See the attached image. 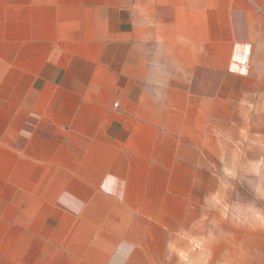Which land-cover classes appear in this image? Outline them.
Listing matches in <instances>:
<instances>
[{
    "label": "crops",
    "instance_id": "0c3cea01",
    "mask_svg": "<svg viewBox=\"0 0 264 264\" xmlns=\"http://www.w3.org/2000/svg\"><path fill=\"white\" fill-rule=\"evenodd\" d=\"M246 91L264 0H0V264H164Z\"/></svg>",
    "mask_w": 264,
    "mask_h": 264
},
{
    "label": "clouds",
    "instance_id": "9594fccd",
    "mask_svg": "<svg viewBox=\"0 0 264 264\" xmlns=\"http://www.w3.org/2000/svg\"><path fill=\"white\" fill-rule=\"evenodd\" d=\"M233 113L237 119H219L204 133L215 156L214 187L190 201L189 219L169 232L164 264H210L213 248L230 235L226 225L264 227V133L252 131L264 127V91L243 92Z\"/></svg>",
    "mask_w": 264,
    "mask_h": 264
},
{
    "label": "rangeland",
    "instance_id": "374dc122",
    "mask_svg": "<svg viewBox=\"0 0 264 264\" xmlns=\"http://www.w3.org/2000/svg\"><path fill=\"white\" fill-rule=\"evenodd\" d=\"M225 227L230 235L213 248L210 264H264V227Z\"/></svg>",
    "mask_w": 264,
    "mask_h": 264
}]
</instances>
